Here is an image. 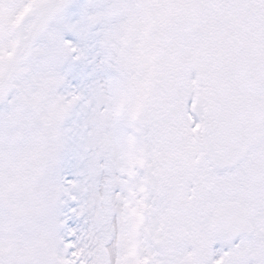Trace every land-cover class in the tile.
Here are the masks:
<instances>
[{
  "label": "snow or ice",
  "instance_id": "snow-or-ice-1",
  "mask_svg": "<svg viewBox=\"0 0 264 264\" xmlns=\"http://www.w3.org/2000/svg\"><path fill=\"white\" fill-rule=\"evenodd\" d=\"M0 264H264V0H0Z\"/></svg>",
  "mask_w": 264,
  "mask_h": 264
}]
</instances>
